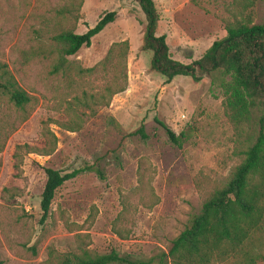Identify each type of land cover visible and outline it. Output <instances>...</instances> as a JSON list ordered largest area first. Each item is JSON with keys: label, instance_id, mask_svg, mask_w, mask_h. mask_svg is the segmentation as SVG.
I'll return each instance as SVG.
<instances>
[{"label": "rangeland", "instance_id": "374dc122", "mask_svg": "<svg viewBox=\"0 0 264 264\" xmlns=\"http://www.w3.org/2000/svg\"><path fill=\"white\" fill-rule=\"evenodd\" d=\"M153 2L156 34L185 65L225 36L235 12L233 0ZM112 11L115 21L67 60L91 68L112 44L127 41L126 90L107 107L81 106L74 98L98 94L109 76H72L70 85L52 76L59 52L54 37L67 30L83 34ZM253 15L256 23L264 21V0L256 1ZM144 24L134 0H0V65L30 98L20 109L0 92V264H55L82 251H116L133 261L167 254L240 163L220 93L207 76L166 82L151 71L152 53L141 50ZM155 120L183 134L180 148ZM73 122L80 126L76 132L59 126ZM141 127L145 138L136 134ZM49 134L56 146L44 156ZM46 168L81 172L56 190L40 225ZM247 247L264 256V229Z\"/></svg>", "mask_w": 264, "mask_h": 264}, {"label": "trees", "instance_id": "16d2710c", "mask_svg": "<svg viewBox=\"0 0 264 264\" xmlns=\"http://www.w3.org/2000/svg\"><path fill=\"white\" fill-rule=\"evenodd\" d=\"M134 1L144 16L141 50L152 53L150 70L166 82L176 77L200 82L207 76L212 90L222 96L225 116L234 132L235 153L242 159L226 182L205 198L199 212L172 241L167 254L147 261H133L116 251L102 255L82 251L80 255L61 258L55 264H264V256L253 254L247 247L254 235L264 229V21L255 22L253 11L258 0H233L235 12L224 24L225 36L214 41L199 59L186 65L171 57L166 37L156 34L159 15L153 0ZM66 14H70V10ZM115 19L116 12H105L83 34L67 30L54 37L59 52L58 62L50 71L52 76L63 77L68 85L73 81L72 76H109L108 83L98 94L87 98L84 93L74 98L81 106L89 107L91 101L99 107H107L113 96L126 90L127 41L112 44L103 59L91 68L72 67L67 60L80 49L90 47L92 39ZM0 92L16 108L22 109L30 101L5 65H0ZM94 115L92 111L90 116ZM155 121L170 143L180 148L183 134L176 135L165 123ZM59 126L68 132L80 128L78 122ZM136 134L145 138L142 127ZM49 140L50 149L42 154L44 156L50 155L56 146L52 134ZM80 172L62 174L58 170L44 169L40 225L48 218L56 190ZM96 173L104 179L101 172Z\"/></svg>", "mask_w": 264, "mask_h": 264}]
</instances>
